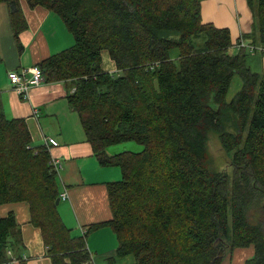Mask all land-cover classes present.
Listing matches in <instances>:
<instances>
[{
	"label": "trees",
	"instance_id": "trees-1",
	"mask_svg": "<svg viewBox=\"0 0 264 264\" xmlns=\"http://www.w3.org/2000/svg\"><path fill=\"white\" fill-rule=\"evenodd\" d=\"M26 1L71 31L74 43L37 66L44 81L71 83L68 100L94 153L122 171L108 183L112 219L89 227L109 225L118 238L105 264L129 256L130 264H221L249 246L255 253L245 264H264V221L255 220L264 212V76L247 63L249 51L264 52V0H248L255 32L236 42L228 27L203 21L204 0ZM0 2L19 40L27 27L21 0ZM250 35L259 45L244 42ZM236 74L242 87L227 100ZM210 131L233 151L232 179L207 165ZM127 141L142 150L108 154ZM32 142L26 120L8 118L0 102V206L29 204L52 264H97L86 233H74L56 205L50 147ZM19 234L14 213L0 214V264L22 249Z\"/></svg>",
	"mask_w": 264,
	"mask_h": 264
},
{
	"label": "crops",
	"instance_id": "crops-1",
	"mask_svg": "<svg viewBox=\"0 0 264 264\" xmlns=\"http://www.w3.org/2000/svg\"><path fill=\"white\" fill-rule=\"evenodd\" d=\"M27 27L14 34L11 10L0 2V102L8 118L26 120L35 146L46 144L48 137L57 139L50 148L51 158L59 166L58 183L61 198L59 212L67 226L76 234L86 233L87 246L97 264H105L116 256L118 238L109 225L90 229V225L112 219L108 183L120 180L122 171L116 165H103L94 153L78 112L73 109L68 95L74 91L70 82H48L31 87L27 98L12 88L8 78L10 70L37 66L49 56L70 47L74 37L62 18L44 6L31 7L21 0ZM202 19L219 27H228L239 40L251 34L255 21L254 7L248 0H204ZM246 44L259 45L254 37L242 38ZM20 44V45H19ZM252 46V45H251ZM247 63L252 70L264 76V52L249 51ZM104 66L115 71V64L104 52ZM242 84V83H240ZM129 150L127 146L107 148L108 154ZM139 151V150H137ZM14 213L19 224L22 249L13 252L12 264H52L48 247L44 244L40 228L31 223L27 202H11L0 206V214ZM252 246L235 248L221 264H245L254 255ZM132 257L121 258L116 264H130Z\"/></svg>",
	"mask_w": 264,
	"mask_h": 264
},
{
	"label": "rangeland",
	"instance_id": "rangeland-1",
	"mask_svg": "<svg viewBox=\"0 0 264 264\" xmlns=\"http://www.w3.org/2000/svg\"><path fill=\"white\" fill-rule=\"evenodd\" d=\"M254 31V29H253ZM255 32V31H254ZM259 34H254V37L257 38V41L259 40ZM203 39V38H202ZM232 39L234 42L237 41V39L232 34ZM236 45H233L229 52L233 53L236 50ZM242 79L241 77L236 74L233 78L232 84L229 87V92L227 95V100H231L233 96L237 93V91L242 87ZM127 146L129 150L137 151L142 150L143 145L140 143H137L136 141H127L120 144L114 145V147H124ZM207 165L208 167L215 172H222L227 173L230 178L233 177V151L230 152L221 141L220 135L215 131H210L207 136ZM257 213L255 214V220H261L264 221V212L260 209H257ZM17 252V251H15Z\"/></svg>",
	"mask_w": 264,
	"mask_h": 264
},
{
	"label": "built area",
	"instance_id": "built-area-1",
	"mask_svg": "<svg viewBox=\"0 0 264 264\" xmlns=\"http://www.w3.org/2000/svg\"><path fill=\"white\" fill-rule=\"evenodd\" d=\"M8 78L14 91H16L17 94H19L23 98H27L29 96L31 87L39 85L45 80L42 70L38 66H32L26 69H22L21 71L10 70L8 72ZM46 144L51 148L53 146H57L59 143L57 139L48 137L46 140ZM52 163L55 169L58 170V163L53 158ZM60 196L61 198H65L66 195L65 193H63Z\"/></svg>",
	"mask_w": 264,
	"mask_h": 264
},
{
	"label": "water",
	"instance_id": "water-1",
	"mask_svg": "<svg viewBox=\"0 0 264 264\" xmlns=\"http://www.w3.org/2000/svg\"><path fill=\"white\" fill-rule=\"evenodd\" d=\"M60 201H61V197H59V198L56 200V205H59V204H60Z\"/></svg>",
	"mask_w": 264,
	"mask_h": 264
}]
</instances>
